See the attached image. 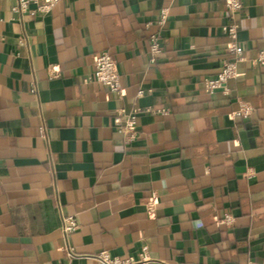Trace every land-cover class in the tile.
<instances>
[{"label": "crops", "instance_id": "1", "mask_svg": "<svg viewBox=\"0 0 264 264\" xmlns=\"http://www.w3.org/2000/svg\"><path fill=\"white\" fill-rule=\"evenodd\" d=\"M17 2L0 0V264L139 259L145 245L143 264H264V0H243L247 60L213 94L204 80L234 59L226 0H60L46 14ZM104 50L120 96L93 79ZM242 103L253 113L235 119ZM134 108L128 145L113 118ZM65 216L79 221L70 235Z\"/></svg>", "mask_w": 264, "mask_h": 264}, {"label": "built area", "instance_id": "2", "mask_svg": "<svg viewBox=\"0 0 264 264\" xmlns=\"http://www.w3.org/2000/svg\"><path fill=\"white\" fill-rule=\"evenodd\" d=\"M59 1L60 0H18L13 11L16 13H25L29 11L31 4L36 3L37 8L31 13L46 14L49 13ZM225 7L226 11H228L229 21L228 23L222 25V31L229 38V50L234 56V59L232 61H226L223 64L222 70L216 76L206 77L203 83V90L210 94L218 91L228 93L227 83L238 76L239 62L247 60L244 54V47L239 41V16L242 11L243 0H226ZM160 13L161 17L157 24L161 28L166 24L170 13L168 9H162ZM149 41L151 47V62L155 63L158 56L163 53V47L160 43V34L158 32L152 34ZM253 64L255 66H264V50H262L256 59L253 60ZM92 76L96 82L105 85L111 93L118 96L121 95L122 82L120 81V72L117 62L110 51L104 50L97 56ZM31 92H37L36 85L32 86ZM142 94L143 91H139V95ZM141 111V108H134L130 112L119 111L113 118V127L117 133L124 136L125 142L128 145L134 144L139 138L138 119ZM147 111L154 112L153 110ZM252 111L251 106L242 103L241 107L237 111L233 112V117L235 119L247 118L253 113ZM162 112L166 113V111ZM156 203V200L153 199L148 204L149 213H153L155 211ZM63 219V232L65 235H70L79 228V221L76 216H65ZM233 220V216L227 214L224 218H221L219 222L222 224H230ZM141 251L142 253L139 259L133 256H128L126 258L114 256L108 251H100L94 255V258L97 264H143V262L150 259L148 246H143ZM70 257H75V253H73V251H70ZM60 264H70V262H62Z\"/></svg>", "mask_w": 264, "mask_h": 264}]
</instances>
